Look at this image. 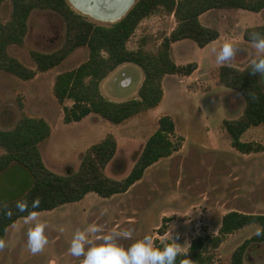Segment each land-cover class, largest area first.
I'll use <instances>...</instances> for the list:
<instances>
[{"label": "rangeland", "instance_id": "374dc122", "mask_svg": "<svg viewBox=\"0 0 264 264\" xmlns=\"http://www.w3.org/2000/svg\"><path fill=\"white\" fill-rule=\"evenodd\" d=\"M11 11V3H4L3 22L10 19ZM84 16L97 24H113ZM201 22L216 28L219 39L204 48L184 40L174 43L171 49L176 63L198 64L191 79H168L164 100L158 108L120 125L93 115L78 123L63 121L62 106L53 94L55 78L88 60L89 51L85 47L30 81L0 72V129H13L24 116L45 119L52 127V134L40 145V150L46 166L56 173L65 174L68 169L78 171L88 148L112 134L118 142V152L106 168V174L115 179L125 177L156 131L161 115L171 116L185 138L182 150L175 157L162 159L150 167L142 181L127 193L109 199L91 193L81 202L37 213L35 220L19 219L8 229L5 247L0 249V264H81L84 257H74L69 251L78 230L84 231L91 241L85 243V250L102 243L104 235L116 233L115 242L125 248L149 235L153 247L156 241L164 246L171 243L180 253H185L197 237L217 235L224 215L231 211L264 214V151L250 155L238 152L223 127L225 120L242 115L245 102L239 93L215 86L210 77L215 67L245 69L253 59L264 57V52L243 38L246 28L264 25V11H215L201 18ZM176 26L174 16L150 17L140 24L128 48L136 50L142 38H146L145 49L154 52L162 38L170 35ZM65 33V23L59 15L36 10L29 20L25 44L12 46L9 52L25 66L35 69L31 53L59 50L65 43ZM225 43L233 45L234 54L229 60L217 63V53ZM144 78L139 66L123 64L108 76L102 93L114 102L137 98ZM241 140L264 148V125L249 129ZM32 185L29 171L12 164L0 174V205L25 196ZM163 218L169 221L165 235H160ZM37 223L44 225L47 243L33 254L28 246V232ZM90 225H97L99 231L88 232ZM259 230L258 225H251L229 235L216 250L212 264H231L234 251ZM128 231H131L130 237L124 235ZM246 257L253 263L264 264V243L250 247Z\"/></svg>", "mask_w": 264, "mask_h": 264}, {"label": "trees", "instance_id": "16d2710c", "mask_svg": "<svg viewBox=\"0 0 264 264\" xmlns=\"http://www.w3.org/2000/svg\"><path fill=\"white\" fill-rule=\"evenodd\" d=\"M6 2L11 3L12 11L10 19L3 22L1 9ZM36 10L59 15L65 23L66 33L65 43L59 50L31 53L35 64V69H31L13 57L9 49L25 44L29 20ZM230 10L259 13L264 11V0H135L123 17L105 22L113 23L110 25L89 20L84 15L91 18L90 15L75 11L68 0H0V72L22 81H30L39 73L58 67L77 49L85 47L89 51L88 60L55 78L53 94L62 106L63 121L65 124L78 123L94 115L120 125L159 107L164 98L163 80L166 76L190 77L198 70L197 63L177 64L171 54L172 45L190 40L204 48L218 40L219 31L203 25L200 16L211 11ZM158 14L174 16L176 28L162 38L154 52L145 49L146 38H142L136 50H130L128 43L140 24ZM257 32L264 34V25L246 28L244 40L252 43L251 34ZM126 63H133L144 72L145 78L138 97L125 102L111 101L103 95L101 84ZM251 71V66L238 69L222 65L210 72L215 86L239 93L245 102L240 117L223 122L232 147L245 155L264 151L261 145L241 140L249 129L264 125V74L253 75ZM68 102L71 106L67 105ZM51 134L52 127L45 119L27 116L22 117L13 129H0V174L15 163L26 168L33 179V185L25 196L0 205V239H5L8 229L19 219L27 218L29 211H35L36 214L54 211L81 202L91 193L104 199L127 193L144 178L150 167L180 152L185 141L177 133L173 118L162 116L156 131L146 141L131 170L125 177L115 179L106 174V168L118 152V142L114 135L108 134L90 146L81 158L78 171L68 169L65 174H59L46 166L40 150V145ZM36 198L40 200L39 207L32 209L31 202ZM18 200L28 202V211L19 212L16 209ZM9 209L13 212L11 217L6 215ZM168 221V218H163L160 235H165ZM251 225L259 226V235L246 240L234 251L231 264H256L247 260L246 252L253 245L264 243V214L239 211L224 215L217 235L204 234L194 239L187 252H179L176 264H181L184 259H189L191 264H212L216 250L226 238ZM154 247L162 249L164 245L156 241Z\"/></svg>", "mask_w": 264, "mask_h": 264}, {"label": "clouds", "instance_id": "9594fccd", "mask_svg": "<svg viewBox=\"0 0 264 264\" xmlns=\"http://www.w3.org/2000/svg\"><path fill=\"white\" fill-rule=\"evenodd\" d=\"M251 40L255 48L259 52H264V34L252 33ZM234 54V47L230 43H225L222 49L217 53V63H223L229 60ZM252 74H264V57L253 59L251 61ZM39 198L31 202V208L39 207ZM19 212L28 211V202L26 200H18L15 205ZM8 217L13 215L11 209L6 212ZM36 212L29 211L28 218L36 219ZM90 233L99 231L97 225H90L87 229ZM259 235V233H257ZM116 233L103 236V242L96 245L93 244L85 250V243H91L86 237L84 231L78 230L73 236L70 245V253L74 257L83 256L81 264H176V258L179 249L175 245H166L162 249L153 247L151 236L145 235L142 240H137L129 247L125 248L115 242ZM125 236H131V231L125 232ZM47 243L44 235V225L37 223L28 232V246L33 254L40 252ZM5 247V241L0 239V249ZM181 264H191L189 259H184Z\"/></svg>", "mask_w": 264, "mask_h": 264}, {"label": "bare ground", "instance_id": "6f19581e", "mask_svg": "<svg viewBox=\"0 0 264 264\" xmlns=\"http://www.w3.org/2000/svg\"><path fill=\"white\" fill-rule=\"evenodd\" d=\"M69 1L77 11L90 15L92 19L100 22H110L123 17L135 3V0H112L107 3H102L99 0Z\"/></svg>", "mask_w": 264, "mask_h": 264}, {"label": "crops", "instance_id": "0c3cea01", "mask_svg": "<svg viewBox=\"0 0 264 264\" xmlns=\"http://www.w3.org/2000/svg\"><path fill=\"white\" fill-rule=\"evenodd\" d=\"M213 12H215V11H211V12H207V13H205V14H203L202 16H200V21H201V18H203L205 15H207V14H210V13H213ZM202 23V22H201ZM203 24V23H202ZM204 25V24H203ZM206 26V25H205ZM207 27H210V26H207ZM243 33H244V31H243ZM178 43V42H177ZM174 46V44L172 45V47ZM178 64V63H177ZM180 65V64H179ZM119 68V67H118ZM117 68V69H118ZM116 69V70H117ZM172 77H180V76H166L165 78H164V80H163V88H164V97H165V84H166V81L168 80V79H171ZM191 77H192V75L190 76V77H180V78H188V79H191ZM108 78V77H107ZM107 78L102 82V84H101V91H102V87H103V84L106 82V80H107ZM173 79V78H172ZM190 89V88H189ZM107 98V97H106ZM163 100H164V98H163ZM163 100H162V102H163ZM162 102H161V104H162ZM160 104V105H161ZM159 105V106H160ZM158 108V107H157ZM94 116V115H93ZM162 116H164V115H161L160 117H159V119L162 117ZM95 118H99V117H97V116H94ZM158 119V120H159ZM174 120V119H173ZM175 122V121H174ZM177 129V128H176ZM177 133L179 134V135H181L182 137H183V135L177 130ZM185 139V138H184ZM184 143H185V141H184ZM184 146V145H183ZM176 155V154H175ZM175 155H174V157H175ZM173 157V156H172ZM171 158V157H170ZM142 181V180H141ZM140 181V182H141ZM140 182H138V183H140ZM137 183V184H138ZM136 184V185H137ZM135 185V186H136ZM134 187V186H133ZM132 187V188H133Z\"/></svg>", "mask_w": 264, "mask_h": 264}, {"label": "water", "instance_id": "95a60500", "mask_svg": "<svg viewBox=\"0 0 264 264\" xmlns=\"http://www.w3.org/2000/svg\"><path fill=\"white\" fill-rule=\"evenodd\" d=\"M99 1H101L102 3H107V2H110L112 0H99Z\"/></svg>", "mask_w": 264, "mask_h": 264}]
</instances>
